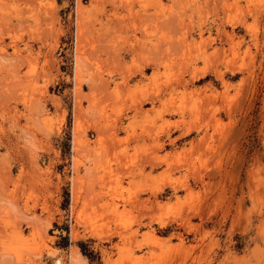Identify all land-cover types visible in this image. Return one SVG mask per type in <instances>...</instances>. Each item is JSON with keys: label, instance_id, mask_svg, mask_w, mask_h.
<instances>
[{"label": "rangeland", "instance_id": "obj_1", "mask_svg": "<svg viewBox=\"0 0 264 264\" xmlns=\"http://www.w3.org/2000/svg\"><path fill=\"white\" fill-rule=\"evenodd\" d=\"M0 54V264H264V0H0Z\"/></svg>", "mask_w": 264, "mask_h": 264}, {"label": "bare ground", "instance_id": "obj_2", "mask_svg": "<svg viewBox=\"0 0 264 264\" xmlns=\"http://www.w3.org/2000/svg\"><path fill=\"white\" fill-rule=\"evenodd\" d=\"M221 6H222V5H221ZM224 6H225V5H224ZM1 23H2V22H1ZM232 23H233V22H232ZM3 25H4V24H3ZM6 26H7V25H6ZM7 28H8V27H7ZM76 29H77V28H76ZM217 30H218V29H217ZM1 31H2V30H1ZM218 31H219V30H218ZM225 34H226V33H225ZM76 36H77V30H76ZM76 36H75V39L77 38ZM226 36H228V35H226ZM210 38H211V37H210ZM199 39H200V37H199ZM209 40H210V39H209ZM232 40H233V39H232ZM183 41H184V39H183ZM183 41H182V42H183ZM208 43H209V42H208ZM188 45H189V44H188ZM198 45H199V44H198ZM218 46H219V45H218ZM198 47H199V46H198ZM200 47H201V46H200ZM178 49H179V48H178ZM75 51H76V50H75ZM4 52H5V51H4ZM199 53H200V52H199ZM221 53H222V52H221ZM3 54H4V53H3ZM183 55H184V54H183ZM0 56H1V54H0ZM6 56H7V55H6ZM6 56H5V57H6ZM9 56H11V55H9ZM75 63H76V61H75ZM193 71H194V70H193ZM188 72H189V71H188ZM195 72H196V71H195ZM203 72H204V71H203ZM196 73H197V72H196ZM199 73H200V72H199ZM197 74H198V73H197ZM189 80H190V79H189ZM214 92H215V91H214ZM218 92H219V91H218ZM219 96H220V95H219ZM213 97H214V96H213ZM149 99H150V98H149ZM57 264H59V263H57Z\"/></svg>", "mask_w": 264, "mask_h": 264}, {"label": "trees", "instance_id": "obj_3", "mask_svg": "<svg viewBox=\"0 0 264 264\" xmlns=\"http://www.w3.org/2000/svg\"><path fill=\"white\" fill-rule=\"evenodd\" d=\"M79 247H80L82 253H83V254H86V250H85V248L83 247L82 243H79ZM87 256L89 257V259H91L90 256H89L88 254H87Z\"/></svg>", "mask_w": 264, "mask_h": 264}]
</instances>
